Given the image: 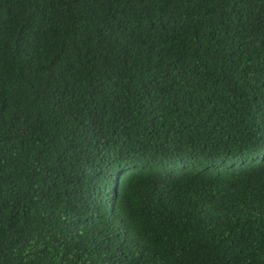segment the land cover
<instances>
[{
    "label": "trees",
    "instance_id": "trees-1",
    "mask_svg": "<svg viewBox=\"0 0 264 264\" xmlns=\"http://www.w3.org/2000/svg\"><path fill=\"white\" fill-rule=\"evenodd\" d=\"M0 264H264V0H0Z\"/></svg>",
    "mask_w": 264,
    "mask_h": 264
}]
</instances>
